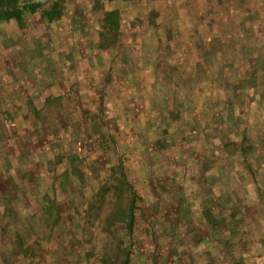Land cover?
<instances>
[{
	"label": "rangeland",
	"instance_id": "obj_1",
	"mask_svg": "<svg viewBox=\"0 0 264 264\" xmlns=\"http://www.w3.org/2000/svg\"><path fill=\"white\" fill-rule=\"evenodd\" d=\"M58 1L0 25V256L264 249V0Z\"/></svg>",
	"mask_w": 264,
	"mask_h": 264
},
{
	"label": "trees",
	"instance_id": "obj_2",
	"mask_svg": "<svg viewBox=\"0 0 264 264\" xmlns=\"http://www.w3.org/2000/svg\"><path fill=\"white\" fill-rule=\"evenodd\" d=\"M40 15V18L48 24L59 21L63 15V7L61 1L46 0L43 2H36L30 0H0V25L14 24L18 29H23L26 25V20L34 15ZM102 23L101 37L106 38L107 35H117L120 28V13L118 10L104 11ZM121 184H125L131 188L127 182V178L120 167ZM131 190V189H130ZM132 194H134L132 192ZM135 201L131 198L128 205L127 218H129L128 232L130 235L134 220ZM124 260L122 264L129 263L128 253H124Z\"/></svg>",
	"mask_w": 264,
	"mask_h": 264
},
{
	"label": "crops",
	"instance_id": "obj_3",
	"mask_svg": "<svg viewBox=\"0 0 264 264\" xmlns=\"http://www.w3.org/2000/svg\"><path fill=\"white\" fill-rule=\"evenodd\" d=\"M205 242H207L206 247L202 241L201 247L194 248L195 250L201 248L202 251L191 254V257L187 259V264H264V249L257 247L251 250L249 248H239L233 243L225 245L224 243L208 242L207 240ZM11 250L12 252L16 251L14 255L19 256L10 257ZM7 251L6 257L0 256V264H78L74 259L63 261L64 259L60 260L56 257L50 260L32 259L25 253L20 254L19 248L15 249L14 247L7 249Z\"/></svg>",
	"mask_w": 264,
	"mask_h": 264
}]
</instances>
